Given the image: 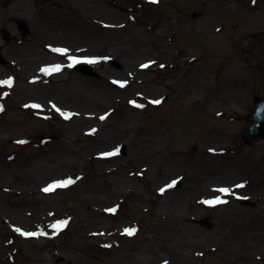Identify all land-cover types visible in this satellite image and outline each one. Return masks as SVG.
<instances>
[{"label": "rangeland", "instance_id": "1", "mask_svg": "<svg viewBox=\"0 0 264 264\" xmlns=\"http://www.w3.org/2000/svg\"><path fill=\"white\" fill-rule=\"evenodd\" d=\"M263 38L264 0H0V264H264Z\"/></svg>", "mask_w": 264, "mask_h": 264}, {"label": "snow or ice", "instance_id": "2", "mask_svg": "<svg viewBox=\"0 0 264 264\" xmlns=\"http://www.w3.org/2000/svg\"><path fill=\"white\" fill-rule=\"evenodd\" d=\"M152 3H157L158 0H151ZM52 51L54 52H58V53H61V54H66L68 52L67 49H52ZM70 60H72V63H80L81 61L75 59L74 57H69ZM87 63H95L96 61L95 60H87L85 61ZM72 65L69 64V67H71ZM149 65L148 64H144V65H141L142 68H147ZM42 72H45L47 74H51L52 72H58L60 71V66L59 65H56L52 68H42L41 69ZM2 83H5V84H8L9 86H11L12 84V80L9 79L7 81H3ZM113 83H119L120 87H124V83L125 82H118V81H113ZM161 101L160 100H155V101H151V103L153 104H159ZM130 103H135V102H132L130 101ZM137 107H143V105H136ZM32 107H40L39 105H32ZM57 111H59V109H57ZM65 115V118H69V114L68 113H64ZM101 119H104V117H101ZM18 143H24V141H19ZM117 153L116 152H112V153H105L103 155L105 156H112V155H116ZM71 183H74L73 180L71 179H68V180H64V181H57V182H54L53 184H50L48 187L44 188L43 191L44 192H51L53 191L55 188H61V187H66L67 185L71 184ZM175 184V181L172 182V184H169L167 185V187H172L173 185ZM236 187H243V185H237ZM161 192L164 191V189H161L160 190ZM219 191L221 192H228V189H220ZM223 201H221L220 199H216L214 201H205V203H209V204H219V203H222ZM107 211L109 212H114L115 209H108ZM67 221H60L58 222L57 224H54L52 225L51 227L53 229H56V230H59L60 228L64 227L66 225ZM16 231L20 232V229H16ZM134 229H125V232L126 234L128 235H132L134 234ZM22 235H27V236H36V235H44L45 233L41 232V233H35V232H28V233H23L21 232Z\"/></svg>", "mask_w": 264, "mask_h": 264}, {"label": "water", "instance_id": "3", "mask_svg": "<svg viewBox=\"0 0 264 264\" xmlns=\"http://www.w3.org/2000/svg\"><path fill=\"white\" fill-rule=\"evenodd\" d=\"M22 29L23 31H26L24 26ZM79 71L84 74L93 75L86 67L79 68ZM246 134L253 139H264V102L256 104L254 111L249 118ZM123 152L124 149H122V153ZM207 226L210 227V225Z\"/></svg>", "mask_w": 264, "mask_h": 264}, {"label": "flooded vegetation", "instance_id": "4", "mask_svg": "<svg viewBox=\"0 0 264 264\" xmlns=\"http://www.w3.org/2000/svg\"><path fill=\"white\" fill-rule=\"evenodd\" d=\"M262 44H264V38H263V40L262 39L256 40V42L254 43L253 49H256L255 55L258 54V51L260 50Z\"/></svg>", "mask_w": 264, "mask_h": 264}, {"label": "bare ground", "instance_id": "5", "mask_svg": "<svg viewBox=\"0 0 264 264\" xmlns=\"http://www.w3.org/2000/svg\"><path fill=\"white\" fill-rule=\"evenodd\" d=\"M15 17H16V16H15ZM208 169H209V170H211V168H210V167H209Z\"/></svg>", "mask_w": 264, "mask_h": 264}]
</instances>
